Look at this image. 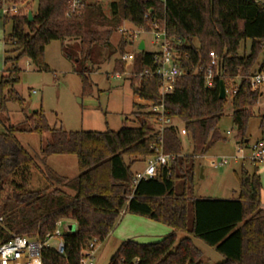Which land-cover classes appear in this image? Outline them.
Instances as JSON below:
<instances>
[{"label":"trees","instance_id":"obj_1","mask_svg":"<svg viewBox=\"0 0 264 264\" xmlns=\"http://www.w3.org/2000/svg\"><path fill=\"white\" fill-rule=\"evenodd\" d=\"M68 1L38 0L33 20L28 14L2 15L5 23L12 24L5 38L12 48L6 51V68L0 76V114L9 112L8 104L14 102L20 105L24 120L4 124L5 130L0 132V243L12 234L45 240L59 221L71 219L76 230L63 233L64 252L44 247L42 263L81 264L83 247L95 238L99 245L106 241L120 215L128 212L173 230L157 242L123 241L109 264H206L192 237L202 239L224 257L218 264H264V207L258 167L252 172L241 170L237 197L194 195L197 158L225 139L218 127L228 97L220 98L221 80L231 91L236 84L232 80L239 78L232 96V116L239 144L248 143L247 123L255 115L252 106L262 95L260 88H252L250 76L264 59V0H119L110 4V17L99 0L88 4L80 15L69 16ZM124 18L144 29H150L157 19L170 36L181 39L177 48L184 74L171 93L162 97L158 76L140 75L146 68L155 69L153 53L148 51L135 56L140 76L131 87L140 98L163 100L170 115L184 123L190 152L184 151L177 126L167 127L160 142L155 113L142 110L148 105L135 103L139 109L119 130L73 131L52 126L42 107L28 111L16 90L22 58L48 71L46 46L55 39H68L71 43L63 45V52L74 61L84 93H92L90 74L96 66L102 59L126 52V36L117 47L111 42ZM245 39L252 40L250 52L241 56ZM105 49L109 50L106 56ZM211 51L217 54L222 73L207 86ZM119 60L118 68L123 70L126 61ZM260 130L264 140V114ZM20 132L50 133L40 149L42 164L22 144ZM160 147L170 156L169 162L157 166L154 177L136 181L135 162L148 161ZM52 155H75L79 174L73 178L59 174L47 165ZM33 170L47 181V187H31ZM180 232L187 236L179 238Z\"/></svg>","mask_w":264,"mask_h":264},{"label":"rangeland","instance_id":"obj_2","mask_svg":"<svg viewBox=\"0 0 264 264\" xmlns=\"http://www.w3.org/2000/svg\"><path fill=\"white\" fill-rule=\"evenodd\" d=\"M11 2H16L20 6L18 14H28L37 11L38 0H1L0 10V76L6 68L4 59L6 51L12 46L5 43V38L11 33V22L5 23L2 18V7L9 6ZM107 16H111L109 0L102 3ZM122 25H125L123 20ZM123 35L116 28L111 38L112 45L118 46ZM154 36L149 32L137 34L136 43L128 42L125 51L136 55L140 53L137 41H146V50L154 52L158 46L152 43ZM67 40H52L45 49V59L50 69L43 71L38 69L29 58L24 57L19 63L20 81L16 85V90L25 99L26 108L29 110L42 107L52 126H62L66 130H93L105 131L107 129L119 130L127 118L132 117V112L139 109L135 103H140L138 96L134 95L131 82L139 79V64L136 60L124 62L123 70H120V53L117 52L110 59L102 61L90 74L93 91L84 93L82 81L75 72V63L65 56L63 45L70 44ZM252 40L241 41L239 54L241 56L250 52ZM109 50L105 49L103 55L106 56ZM263 57V56H262ZM261 57V58H262ZM118 69V70H116ZM262 95L259 101L252 106L254 116L247 123L246 145L238 144L237 127L233 122L232 97L228 95L225 113L219 122V130L225 139L218 141L205 155L199 156L196 160L198 173L195 179L196 197H237L239 190V175L243 168L249 171L258 167V172L262 182V202L264 203V159L254 161L253 146L261 140L260 116L264 114V84L260 87ZM143 104V103H141ZM9 112L0 114V132L5 130V125L19 124L24 120L20 105L14 102L8 104ZM142 110H149L145 107ZM180 121L181 138L184 144V151L190 152L191 146L184 132V123ZM175 120V121H176ZM178 128V127H177ZM179 130V128H178ZM18 138L22 144L37 157L41 163V146L50 139V133L39 135L32 132H20ZM240 139V138H239ZM241 140V139H240ZM223 158L228 160L225 164H212ZM130 161L128 158L126 159ZM148 161H137L132 170L140 172L147 166ZM47 165L54 167L62 175L73 178L79 174L77 157L75 155H53L47 158ZM31 187L33 189H44L48 186L47 181L37 171L32 172ZM131 214V213H130ZM134 215V214H132ZM138 216V215H137ZM119 220V219H118ZM2 221V220H0ZM118 223V221H117ZM165 225V224H161ZM168 226V225H165ZM164 227V226H163ZM120 228L113 229L106 241L100 244L95 254L94 264H109L112 255L124 239L118 237ZM140 229L145 227L139 226ZM171 228V227H170ZM63 233L74 232L76 223L68 219L62 222L60 227ZM166 231L160 230L159 232ZM158 233V231H156ZM165 235L154 238L157 242ZM187 236L180 232L179 238ZM121 239V240H120ZM194 244L203 252L206 264H218L224 257L212 246L202 239L192 237ZM59 238H54L49 242L50 247L56 249Z\"/></svg>","mask_w":264,"mask_h":264},{"label":"built area","instance_id":"obj_3","mask_svg":"<svg viewBox=\"0 0 264 264\" xmlns=\"http://www.w3.org/2000/svg\"><path fill=\"white\" fill-rule=\"evenodd\" d=\"M96 0H69L67 14L70 15H80L84 8L95 2ZM101 2L105 0H99ZM119 0H109V4ZM166 3L167 0H160ZM20 11V6L16 2H11L9 6L2 7V14H18ZM33 12V11H32ZM149 13L145 15L146 18L149 17ZM125 25L120 24L118 26V31L126 36V41L131 43H136V37L138 33L149 32L152 33L154 39L152 43L158 46V50L151 52L152 61L155 69L146 68L140 73L143 75H156L161 80V95L166 96L171 93L176 86L177 80L180 76L184 74V69L180 62L181 52L177 48V45L181 44V39L170 36L167 32L165 26L159 23V20L155 19L150 25V29H144L142 27L136 26L131 21L126 18L123 19ZM141 41L145 42V49L141 50L139 48ZM137 48L139 51L146 50V41L138 40ZM123 61H134L136 54L131 52H125L120 55ZM211 62L208 66L205 79L206 85L211 86L215 77H220L222 70L219 67V58L215 51L210 52ZM238 80L235 78L233 81L236 82L233 89L230 91L227 89V96L231 97L237 92ZM250 82L253 89L260 88L264 84V59L259 64L256 71H254L250 76ZM139 98V102L148 105L149 110L155 113V120L158 124V130L160 133V142L163 141V133L167 127L176 126L175 118L170 115L169 110L166 109L164 101L154 102L151 100ZM186 134V130L184 128ZM158 153L156 156L148 159L147 166L143 171L137 172L135 175V180L138 181L142 178L154 177L157 173V166L165 165L169 162L170 156L165 154L162 147L157 149ZM254 161H261L264 159V140H260L253 146ZM228 160L223 158L221 161H212V164H225ZM2 220V217H0ZM63 221L58 222V226L54 233L47 236L45 240L30 239L27 236L12 234L8 239L0 243V264H43L41 258V250L44 247H50L49 242L54 238H59V244L56 248L58 253H63L65 248V243L63 239V232L60 229ZM99 244L97 239H92L88 244L83 247L81 264H94L95 254ZM121 264H124L123 262Z\"/></svg>","mask_w":264,"mask_h":264},{"label":"crops","instance_id":"obj_4","mask_svg":"<svg viewBox=\"0 0 264 264\" xmlns=\"http://www.w3.org/2000/svg\"><path fill=\"white\" fill-rule=\"evenodd\" d=\"M175 120H176V118H175ZM179 122L180 121L176 120L175 124L179 128V134L181 136L180 127L178 126ZM181 123H183V122H181ZM238 144H239V141H238ZM49 157H51V156H49ZM77 165H78V160H77ZM52 168L54 169V167H52ZM56 171L59 174H61L58 170H56ZM137 172L138 171H136V173ZM199 197H201V196H199ZM203 198H207V197H203ZM210 198H218V197H210ZM263 207H264V203H263ZM161 224L162 223L157 222V221L152 220V219L147 218V217H143V216H139V215L138 216L132 215L128 212H123L120 215L118 223L116 224L115 228L118 229V227H121L120 233H118V235H119L118 237H120L121 239H124L123 241L135 240L137 242L150 243V242H154V240H153L154 238L159 237L161 235H165V234H163L164 233L163 231L159 232L160 230H164V231H166L165 233H168V234L173 230L169 226H165V225H161ZM139 226H143L145 228L140 229ZM156 231H158V233Z\"/></svg>","mask_w":264,"mask_h":264},{"label":"water","instance_id":"obj_5","mask_svg":"<svg viewBox=\"0 0 264 264\" xmlns=\"http://www.w3.org/2000/svg\"><path fill=\"white\" fill-rule=\"evenodd\" d=\"M151 11H152V10H151ZM28 18H29V20H33V18H34V13H33L32 11H29V13H28ZM139 48H140L141 50H144V49H145V42H144V41H141ZM220 84H221L220 98H221V99H225V98L227 97V88H226V84H225L224 80H221ZM248 141H249V140L246 139V142H248Z\"/></svg>","mask_w":264,"mask_h":264}]
</instances>
